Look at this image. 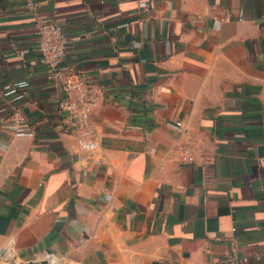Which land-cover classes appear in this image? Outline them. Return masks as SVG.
Here are the masks:
<instances>
[{
	"label": "crops",
	"instance_id": "crops-1",
	"mask_svg": "<svg viewBox=\"0 0 264 264\" xmlns=\"http://www.w3.org/2000/svg\"><path fill=\"white\" fill-rule=\"evenodd\" d=\"M34 1L0 0V99L36 131L0 125V264H264V0ZM37 18L105 87L96 150L60 123Z\"/></svg>",
	"mask_w": 264,
	"mask_h": 264
},
{
	"label": "built area",
	"instance_id": "built-area-1",
	"mask_svg": "<svg viewBox=\"0 0 264 264\" xmlns=\"http://www.w3.org/2000/svg\"><path fill=\"white\" fill-rule=\"evenodd\" d=\"M26 7L38 14L34 0H24ZM140 7L149 12L151 1L142 0ZM37 47L47 65V73L55 87L62 93L57 103V114L63 127L70 128L76 136L81 150L92 151L100 147V140L94 126L92 113L104 93V85L87 71H66L62 61L67 51V37L64 25L56 20L37 18ZM142 41L134 42L141 48ZM7 85L0 99V125L16 135H35V125L25 115L23 105L18 101L16 86ZM184 162H192L193 155L185 149L181 155Z\"/></svg>",
	"mask_w": 264,
	"mask_h": 264
},
{
	"label": "water",
	"instance_id": "water-1",
	"mask_svg": "<svg viewBox=\"0 0 264 264\" xmlns=\"http://www.w3.org/2000/svg\"><path fill=\"white\" fill-rule=\"evenodd\" d=\"M21 264H47V261H45V260H42L40 262L25 261V262H22Z\"/></svg>",
	"mask_w": 264,
	"mask_h": 264
},
{
	"label": "trees",
	"instance_id": "trees-1",
	"mask_svg": "<svg viewBox=\"0 0 264 264\" xmlns=\"http://www.w3.org/2000/svg\"><path fill=\"white\" fill-rule=\"evenodd\" d=\"M15 86V85H14ZM17 88V87H16ZM18 89V88H17Z\"/></svg>",
	"mask_w": 264,
	"mask_h": 264
}]
</instances>
